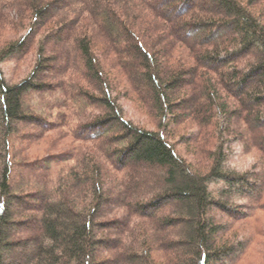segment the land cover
I'll return each mask as SVG.
<instances>
[{
    "label": "trees",
    "instance_id": "16d2710c",
    "mask_svg": "<svg viewBox=\"0 0 264 264\" xmlns=\"http://www.w3.org/2000/svg\"><path fill=\"white\" fill-rule=\"evenodd\" d=\"M211 1L0 0V31L19 32L0 49V264L242 263L261 231L234 224L264 212V176L227 160L255 150L264 173V4ZM35 27L32 71L10 83ZM52 132L66 149L29 152Z\"/></svg>",
    "mask_w": 264,
    "mask_h": 264
},
{
    "label": "rangeland",
    "instance_id": "374dc122",
    "mask_svg": "<svg viewBox=\"0 0 264 264\" xmlns=\"http://www.w3.org/2000/svg\"><path fill=\"white\" fill-rule=\"evenodd\" d=\"M259 4H260V7H262L264 4V0L259 1L257 5ZM195 5L196 6L200 5L203 7V9H206L208 11L209 10L215 11V9H217L216 4H214L211 0H197ZM257 5H255L256 9H259L260 7L257 8ZM158 10L164 15L167 14L168 16H171L173 13L172 10H170V7L168 6V4L160 5ZM218 12L223 13L221 9H218ZM30 23H31L30 17L27 16L26 19L23 20V27L21 29L23 30V32L22 33L20 32L21 34H24V32L26 33L28 32L29 28L32 27ZM35 28H37L36 30L37 36L36 37L33 36V40L30 41L28 45L29 47H27L28 51H26V53L23 56H20L18 59H12V61L5 63L2 66V70L5 74V77L10 83H17L23 80L24 77H28L32 71L33 59L35 57V49H36L37 44L40 43L42 34L44 32V30H42L43 28H39V27H35ZM65 33H63V35ZM18 34L19 32L17 33L14 31L12 32H8V31L1 32L0 31V49L1 47L5 46V44L10 39L17 38ZM203 35L204 34L201 33L200 35L194 36L192 38L198 39L199 37H202ZM64 40H65L64 38L58 40L57 37H53L46 44L47 50L56 49V48L59 49V47H62V45H64ZM59 65H60V62L56 64L55 68H51L48 72L50 74H60V73L62 74L63 70L62 68H60ZM135 100L136 99L134 97L129 96L126 101L122 102V105L126 110L127 117L134 118V120L138 122L139 124L138 126H142L141 123H144V124L146 123L148 128H154L153 123L151 122L149 116L146 114V111L141 107L140 103L136 102ZM185 109H186V106L182 108L181 110L182 114L186 113ZM190 127L191 129H194L192 128V125L188 124V128ZM36 131L37 129L34 128L33 132H36ZM56 137H60L58 132L50 133L49 135L45 137V140H42L41 142L35 144V146H32L29 152H31L32 154H36L37 152H44L47 149V147L50 149L52 148L51 149L52 151H56V152L63 151L64 149H66L71 139L62 138L60 139L58 144L53 143L52 145H49L50 141L54 142ZM29 138H31V136ZM260 146L263 147L261 144ZM229 152H230V155L227 160L228 166L231 167L232 169H235L237 172H241V173L246 172L247 175H251V176H253L254 174L253 179L252 178L251 179L249 178V179L251 181L252 180L255 181L254 184L257 185L258 187L259 186L261 187V177L264 176V173L261 171L260 168H258L257 164H258V161L260 160H259V157L256 156L255 150H252L251 152H248V153H244L242 155L241 148L239 146H232ZM137 171L140 173L145 172L143 167H138ZM24 176H25L24 173L21 174V177H24ZM119 201H120V197L116 198V200L113 201V204H116ZM237 203L238 201H235V204ZM240 204L246 207V205H248V202H244V203L240 202ZM262 204L264 205V196H263ZM211 215L214 218V220L218 223H224L228 221L227 218H225V216H222L219 213L213 212V214ZM121 226H123V223L117 224L114 227H111V232H113L116 235V232L121 228ZM234 227H240L241 231L249 229L251 232H254L256 228L261 231V233L254 236V241L251 244L252 246L248 248L249 252L246 254L244 260L240 264H262L264 262V212H257L256 214H254V217L247 220L245 225L234 224ZM108 246H111V243H109L108 245H104L103 248L106 249V247ZM14 263L23 264L24 260L20 256H18L17 253H14L13 257L11 258L9 257V259L6 261V264H14ZM112 264H116V263H112Z\"/></svg>",
    "mask_w": 264,
    "mask_h": 264
}]
</instances>
